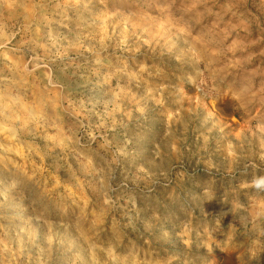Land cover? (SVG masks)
I'll list each match as a JSON object with an SVG mask.
<instances>
[{
	"label": "rangeland",
	"instance_id": "obj_1",
	"mask_svg": "<svg viewBox=\"0 0 264 264\" xmlns=\"http://www.w3.org/2000/svg\"><path fill=\"white\" fill-rule=\"evenodd\" d=\"M0 264H264V0H0Z\"/></svg>",
	"mask_w": 264,
	"mask_h": 264
}]
</instances>
